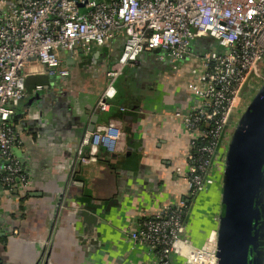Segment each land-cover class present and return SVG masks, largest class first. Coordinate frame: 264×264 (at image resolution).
<instances>
[{"label":"crops","instance_id":"0c3cea01","mask_svg":"<svg viewBox=\"0 0 264 264\" xmlns=\"http://www.w3.org/2000/svg\"><path fill=\"white\" fill-rule=\"evenodd\" d=\"M121 47L119 36L87 54L63 53L64 76L48 75L36 61L25 66V90L11 118L28 184L0 198V264H153V252L129 232L161 206L182 201L192 242L215 238L224 158L213 163L212 181L189 197V137L179 117H167L186 110L188 68L148 55L135 79L116 81L110 109L98 111L105 68ZM111 119L122 132L118 147L100 146L95 160L79 162L76 151L91 125ZM93 139L88 135L85 152ZM171 264L187 263L172 255Z\"/></svg>","mask_w":264,"mask_h":264},{"label":"built area","instance_id":"2783aa9c","mask_svg":"<svg viewBox=\"0 0 264 264\" xmlns=\"http://www.w3.org/2000/svg\"><path fill=\"white\" fill-rule=\"evenodd\" d=\"M119 36L122 47L105 68L95 108L108 111L116 81L135 79L148 55L185 64L186 110L173 109L167 117H179L189 137V197L212 181L232 115L264 83V0H0V198L28 184L11 118L25 90V66L36 61L48 75L64 76L63 53L87 54ZM121 134L114 119L93 125L77 148L78 161L95 160L100 146L118 147ZM88 135L95 141L85 152ZM187 210L184 201L163 205L129 232L150 248L153 264H171L172 255L187 264H216L214 239L198 246L187 235Z\"/></svg>","mask_w":264,"mask_h":264},{"label":"water","instance_id":"95a60500","mask_svg":"<svg viewBox=\"0 0 264 264\" xmlns=\"http://www.w3.org/2000/svg\"><path fill=\"white\" fill-rule=\"evenodd\" d=\"M263 190L264 83L242 112L224 154L222 213L214 238L216 264H258L261 261L256 253L262 244L258 243L257 226L263 215H260L257 200Z\"/></svg>","mask_w":264,"mask_h":264},{"label":"flooded vegetation","instance_id":"af4514ba","mask_svg":"<svg viewBox=\"0 0 264 264\" xmlns=\"http://www.w3.org/2000/svg\"><path fill=\"white\" fill-rule=\"evenodd\" d=\"M241 114H240V116H241ZM240 116H239V118H240ZM236 126H237V122L230 126L231 130H230V134L228 135V140L230 138L231 133L236 128ZM228 140H227V143H228ZM257 206L260 210V215H263V217H261L259 219L258 226H257V231L259 233L258 243L260 242V244L261 243L262 244L257 247L256 253H257V259L260 258V260H261V261H259L258 264H264V190L257 200Z\"/></svg>","mask_w":264,"mask_h":264},{"label":"rangeland","instance_id":"374dc122","mask_svg":"<svg viewBox=\"0 0 264 264\" xmlns=\"http://www.w3.org/2000/svg\"><path fill=\"white\" fill-rule=\"evenodd\" d=\"M158 66H153L152 67V70H155V71H157L158 70ZM145 73H147V71H145ZM148 74V73H147ZM262 85V84H261ZM260 85V86H261ZM259 86V87H260ZM258 87V88H259ZM258 88H256V89H254L253 90V92H252V94H251V96L247 99V101H246V103H245V106L242 108V109H240V110H238L236 113H235V115L233 116L232 115V119H231V122H230V124H229V128L226 130V132H225V136H224V141H223V148H222V150L223 151H226V147H227V137H228V135L230 134V126L231 125H233L234 123H238V118H239V116H240V114L245 110V108H246V106H247V104L249 103V100H250V98L253 96V94L256 92V90L258 89ZM249 88H248V86L246 85L245 87H244V93H247V90H248ZM246 97H247V95H246Z\"/></svg>","mask_w":264,"mask_h":264},{"label":"trees","instance_id":"16d2710c","mask_svg":"<svg viewBox=\"0 0 264 264\" xmlns=\"http://www.w3.org/2000/svg\"><path fill=\"white\" fill-rule=\"evenodd\" d=\"M150 56H152V55H150ZM154 65V64H153Z\"/></svg>","mask_w":264,"mask_h":264}]
</instances>
